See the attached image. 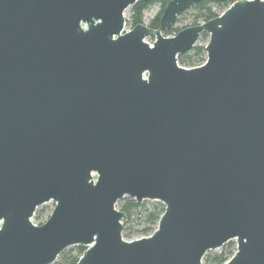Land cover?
Listing matches in <instances>:
<instances>
[{"label": "water", "instance_id": "95a60500", "mask_svg": "<svg viewBox=\"0 0 264 264\" xmlns=\"http://www.w3.org/2000/svg\"><path fill=\"white\" fill-rule=\"evenodd\" d=\"M137 1L0 0V264H202L230 240L222 264H264V0L173 36L201 0L125 30ZM124 196L164 205L150 235L123 238Z\"/></svg>", "mask_w": 264, "mask_h": 264}, {"label": "trees", "instance_id": "16d2710c", "mask_svg": "<svg viewBox=\"0 0 264 264\" xmlns=\"http://www.w3.org/2000/svg\"><path fill=\"white\" fill-rule=\"evenodd\" d=\"M169 0H149V1H137L131 6H129L128 17L125 19V24L132 28L138 23H143L144 11L149 7L150 4L154 2H160V9L156 14L149 20L148 26L151 28H158L159 18L162 10ZM236 0H201L197 4L193 5L187 10L194 11L193 22L191 25L198 24V21L205 22L211 18L216 17L222 11H224L230 4ZM185 10V11H187ZM183 11L182 13H184ZM180 13V14H182ZM179 14V15H180ZM178 15V16H179ZM178 16L175 19L177 22ZM186 27V26H185ZM177 32L180 28H176ZM169 32L165 31L164 35H168ZM201 39L205 41L208 40V35L202 33ZM205 44L194 45L188 52L178 55V62L186 66H199L205 61ZM149 200H144L141 203H137L133 198L124 196L119 199L116 203L117 209L124 211L126 216L122 219V236L124 239L131 240L133 235L148 236L150 235L157 226V222L160 215L164 211V205L159 201L151 202L148 204ZM38 219V217H35ZM134 222V223H133ZM38 224H42L39 222ZM136 227V228H135ZM231 242L225 245V248L219 253H214L211 255H205L203 261L205 264H222L227 261L235 252L236 248ZM85 249L82 245H75L65 249L61 252L56 259H58V264H76L78 258Z\"/></svg>", "mask_w": 264, "mask_h": 264}, {"label": "rangeland", "instance_id": "374dc122", "mask_svg": "<svg viewBox=\"0 0 264 264\" xmlns=\"http://www.w3.org/2000/svg\"><path fill=\"white\" fill-rule=\"evenodd\" d=\"M159 9H160V2H154V3L150 4L149 7L144 11V14H143V23L147 25L148 22H149V20L156 14V12ZM124 17H125V19H127V17H128V10L125 11ZM193 17H194V11L193 10H187L184 13L180 14L178 16L177 22L174 23V25H173V29L171 31H169V34L168 35H165V36H173V35H175V33H177L176 28L183 29L185 26L186 27L187 26H190L192 24V22H193ZM198 22L199 23H202V21H198ZM129 29H130V26H128V25L125 24V30H129ZM145 40L150 45L153 42V38H146ZM203 44H206L205 41L199 37V39L197 40V42H196L195 45H203ZM205 57H206V55H205ZM178 64L181 65V66H183V67H186V68L191 67V66L182 65L179 62H178ZM151 202H154V201L149 200L147 205H149ZM53 207H54V202L53 201H49L47 203H44V204L40 205L35 210V213H34L33 217L31 218V221L33 223H35L36 225H39L38 224L39 222H42V223L45 222L46 219L48 218V216L50 215ZM35 217H38V219H36ZM139 237H140L139 235H133V237L131 239H135V238H139ZM126 240H128V239H126ZM228 242H231L235 246V248H236V241L235 240H230ZM228 242H226L220 248L213 249V250H208L205 253V255H211V254H214V253H219L220 251H222L225 248V245H227ZM51 264H58V259H56ZM202 264H205L204 261H203V259H202Z\"/></svg>", "mask_w": 264, "mask_h": 264}, {"label": "built area", "instance_id": "2783aa9c", "mask_svg": "<svg viewBox=\"0 0 264 264\" xmlns=\"http://www.w3.org/2000/svg\"><path fill=\"white\" fill-rule=\"evenodd\" d=\"M33 223V222H32ZM35 224V223H34Z\"/></svg>", "mask_w": 264, "mask_h": 264}]
</instances>
